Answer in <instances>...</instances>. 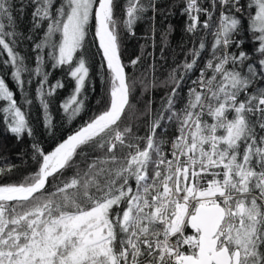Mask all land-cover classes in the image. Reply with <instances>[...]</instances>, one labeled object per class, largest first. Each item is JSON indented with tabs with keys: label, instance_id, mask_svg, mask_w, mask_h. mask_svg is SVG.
<instances>
[{
	"label": "snow or ice",
	"instance_id": "1",
	"mask_svg": "<svg viewBox=\"0 0 264 264\" xmlns=\"http://www.w3.org/2000/svg\"><path fill=\"white\" fill-rule=\"evenodd\" d=\"M178 5L192 47L158 81L154 63L140 77L127 69L156 46L157 17L171 3L0 0V124L18 143L29 139L35 165L15 181L17 165H0V264H264V0ZM26 12L28 29L19 23ZM144 22L142 53L125 62L124 42ZM172 30H160L164 46ZM90 34L104 62L105 98L45 151L34 139L29 88L36 83L49 136L51 103L67 81L72 88L59 106L69 123L80 116ZM25 42L34 57L23 52ZM49 63L64 81H50ZM161 85L168 91L159 109L151 96L136 107L137 86L147 93Z\"/></svg>",
	"mask_w": 264,
	"mask_h": 264
},
{
	"label": "trees",
	"instance_id": "2",
	"mask_svg": "<svg viewBox=\"0 0 264 264\" xmlns=\"http://www.w3.org/2000/svg\"><path fill=\"white\" fill-rule=\"evenodd\" d=\"M19 2L20 0H17V3ZM164 3H171V8H162V11L165 14L157 17L156 46L154 48L148 46L145 47L143 50L144 56L141 59L140 64H138L134 69H127L130 77H140L147 65L149 63H154L156 68V71L153 74L154 78L158 81H164L173 67H175L178 63L184 62L188 49L192 47L191 38L185 32V17L179 14V11L177 10L179 6L178 0H164ZM29 19L30 18L26 12L24 17L19 22L22 28H29ZM169 24L172 25L173 30L171 35L168 37L167 46H164L159 39L160 30L167 31ZM136 32L137 35L135 38H127L124 42L123 59L125 62H127L130 58H134L136 55H141L142 50L140 46L145 44V37L148 35V23L144 22L140 24L136 28ZM87 39V61L91 65V81L87 90L88 98L85 102L86 107L80 116L69 123L59 106L72 88V83L67 81V87L63 90H59L58 94L51 103V112L55 128L54 136H49L43 127L39 101L35 99L36 83L34 82L29 88V96L34 101L30 109L32 126L36 131L34 139L39 142L40 146L45 151L53 150L58 142L65 139L70 133L82 126V124L101 107L98 101L105 98V85L101 79L104 74V70L100 67L104 62L101 58L94 36L90 34ZM205 39L206 43L210 45L212 39L211 36L205 33ZM245 45L249 49L253 47L249 38L245 39ZM31 46V42H25L22 46L23 52L27 53L30 58L34 57V53L31 52ZM162 47L163 52H161ZM207 55V52L203 54L205 59H207ZM29 63H32L31 59L29 60ZM201 63H203V61H201ZM32 66L34 67V63ZM46 70L52 73L50 76L51 82H55L56 80H65L66 74L60 69H52L50 63ZM198 74V72L191 73L189 78L183 82V86L179 90L182 99L178 102V107H183V104L186 102L187 90L189 87L193 86L191 84V80L196 79ZM7 80L9 86L13 88V90H16L15 83L11 80L10 76L7 77ZM16 91L18 99H20L21 103H23L19 91ZM167 91L168 89L161 85L152 88L150 92L143 93L141 87L137 86L134 94V103L138 109H142L144 101L151 96L153 100V107L159 109L160 103L165 97V93ZM171 132L172 129H169V133ZM140 135H143V128H141ZM29 145L30 141L27 137L23 140V142L18 143L15 137L11 136L4 129L3 125L0 124V154H2V158H0V165L7 162L17 165L18 171H15L14 175L11 177L13 181L18 179L21 173L27 174L35 167L34 163L30 159V155H26L31 153Z\"/></svg>",
	"mask_w": 264,
	"mask_h": 264
}]
</instances>
